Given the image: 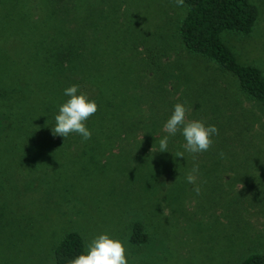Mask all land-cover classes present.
Listing matches in <instances>:
<instances>
[{"label":"rangeland","instance_id":"374dc122","mask_svg":"<svg viewBox=\"0 0 264 264\" xmlns=\"http://www.w3.org/2000/svg\"><path fill=\"white\" fill-rule=\"evenodd\" d=\"M250 1L259 9L252 33L224 32L222 39L238 62L264 73V0ZM121 10L115 44L130 93L140 96L142 108L159 107L158 114L171 115L176 103L185 104L187 119L205 125L215 106L219 135L230 145L216 157L224 162L195 157L201 164L197 195L186 180L193 154L182 147V135L169 139L179 145L176 153L184 152L183 161L159 168L152 158L146 177L119 171L125 141H111L99 151L104 154L96 149L93 155L85 140L64 144L60 155L19 150L4 111L27 65L17 53L22 41L7 37L0 8V264H55L54 249L69 232L80 234L85 245L100 234L120 240L128 264H241L249 255H264V109L237 94L230 74L186 51L178 35L185 6L123 0ZM210 86L202 113L197 96ZM135 223L147 240L133 245ZM245 247L249 253H241Z\"/></svg>","mask_w":264,"mask_h":264},{"label":"trees","instance_id":"16d2710c","mask_svg":"<svg viewBox=\"0 0 264 264\" xmlns=\"http://www.w3.org/2000/svg\"><path fill=\"white\" fill-rule=\"evenodd\" d=\"M122 5L123 0H0V8L7 17V37L13 35L22 41L17 53L27 65L26 78L21 86L13 84V98L4 111L6 128L13 136L11 139L18 142L15 145L19 150L32 155H60L61 145L84 141L76 133L69 135L74 139L70 141L68 136L63 138L52 132L59 105L69 99L64 89L77 85V94H86L98 106L97 112L85 122L92 133L85 141L90 155L96 149L97 153L105 152L103 148L111 141H125L129 148L119 171L140 173L143 177L152 158V164L159 168L172 167L177 158L183 161L184 158L175 156L179 145L170 144V139L178 140L179 132L169 137L168 151H159V140L166 135L163 125L170 114L163 111L158 114L159 107L142 108L138 104L140 96L129 91L130 83L115 44L120 33ZM184 6L186 14L178 25V35L186 51L213 63L219 72L230 74L237 94L264 109L263 71L238 62L222 39L224 32L250 35L259 17L257 5L250 0H184ZM210 90L211 86L198 93L196 107L202 113H205L203 95L210 94ZM161 107L167 109L168 105L161 103ZM209 113L207 125L221 130L215 106ZM212 140V147L195 157L205 158L211 165L216 159L215 164L221 165L224 160L216 157L230 147L229 140L219 134ZM191 157L186 163L201 165ZM146 240L143 226L135 223L130 243ZM83 252L81 235L69 232L54 249L55 264H67ZM241 264H264V255H249Z\"/></svg>","mask_w":264,"mask_h":264},{"label":"clouds","instance_id":"9594fccd","mask_svg":"<svg viewBox=\"0 0 264 264\" xmlns=\"http://www.w3.org/2000/svg\"><path fill=\"white\" fill-rule=\"evenodd\" d=\"M175 4L183 8L184 0H175ZM78 91L77 85H71L64 89V95L69 99L59 105L52 132L63 138L76 133L86 141L91 138L92 133L86 127L85 122L97 112L98 106L86 94H77ZM188 111L185 104L176 103L174 105L170 117L163 125L166 135L159 140V151H168L169 137L175 136L178 132L185 140L182 147L188 153L193 154L194 159L196 154L206 152L212 147V137L219 134L218 128L215 125H205L201 120L187 119ZM220 155L224 156L223 153ZM175 156L183 158L184 152H177ZM198 175L199 165L194 164L186 176L187 182L195 185L193 191L197 195L201 191L200 186L196 183ZM85 248V252L72 258L67 264H128L124 244L120 240L110 238L108 234L96 236L85 245Z\"/></svg>","mask_w":264,"mask_h":264},{"label":"crops","instance_id":"0c3cea01","mask_svg":"<svg viewBox=\"0 0 264 264\" xmlns=\"http://www.w3.org/2000/svg\"><path fill=\"white\" fill-rule=\"evenodd\" d=\"M248 249H250V248H248ZM248 249L245 247L244 250L241 253H244L245 251H246L245 253H249V250Z\"/></svg>","mask_w":264,"mask_h":264}]
</instances>
